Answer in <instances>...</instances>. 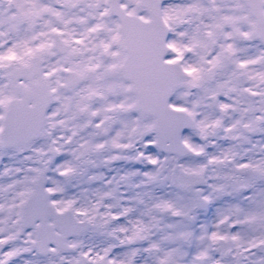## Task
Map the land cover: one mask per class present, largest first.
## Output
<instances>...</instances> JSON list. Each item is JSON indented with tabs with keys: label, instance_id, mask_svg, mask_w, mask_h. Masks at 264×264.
<instances>
[{
	"label": "snow or ice",
	"instance_id": "obj_1",
	"mask_svg": "<svg viewBox=\"0 0 264 264\" xmlns=\"http://www.w3.org/2000/svg\"><path fill=\"white\" fill-rule=\"evenodd\" d=\"M0 264H264V0H0Z\"/></svg>",
	"mask_w": 264,
	"mask_h": 264
}]
</instances>
